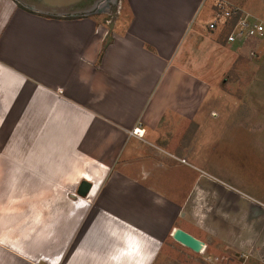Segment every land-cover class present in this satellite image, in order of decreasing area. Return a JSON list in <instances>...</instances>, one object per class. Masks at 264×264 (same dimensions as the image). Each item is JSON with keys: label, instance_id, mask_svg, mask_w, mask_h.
I'll return each mask as SVG.
<instances>
[{"label": "crops", "instance_id": "crops-1", "mask_svg": "<svg viewBox=\"0 0 264 264\" xmlns=\"http://www.w3.org/2000/svg\"><path fill=\"white\" fill-rule=\"evenodd\" d=\"M205 2L124 0L105 26L0 0V264H154L175 229L264 254V203L219 181L175 202L161 179L186 159L188 128H209L198 54L214 45L211 10L191 30ZM203 195L215 205L180 228Z\"/></svg>", "mask_w": 264, "mask_h": 264}, {"label": "rangeland", "instance_id": "rangeland-1", "mask_svg": "<svg viewBox=\"0 0 264 264\" xmlns=\"http://www.w3.org/2000/svg\"><path fill=\"white\" fill-rule=\"evenodd\" d=\"M121 2L124 8V0H101L100 7L96 11L90 9L91 15L86 16L110 26L119 15ZM217 2L229 3L230 8L237 9L240 18L264 25V0H206L191 30L200 22H207L209 10L213 17ZM230 22L226 21L224 28L211 30L209 36L215 47L206 49L210 52L204 50L198 54L202 61L200 73L209 79L214 93L204 103L198 123L209 128L198 129L193 124L175 146L176 154L180 149L190 148L186 159L181 158L187 163L172 162L175 164L172 170L161 177L169 184L175 202L181 203L185 199V192L194 182L219 181L264 203V38L244 44L237 40L228 43L226 38L232 29ZM164 134L169 140L172 131L168 128ZM194 135L196 138L192 139ZM215 202V197L203 195L197 203L185 208L187 219L180 218L189 229L181 221L178 226L194 233L193 227L198 226L191 219L193 211L188 210L215 205ZM198 231V236L207 242L204 253L193 252L168 239L156 255L154 264H264L262 252L236 256L214 235H203Z\"/></svg>", "mask_w": 264, "mask_h": 264}, {"label": "built area", "instance_id": "built-area-1", "mask_svg": "<svg viewBox=\"0 0 264 264\" xmlns=\"http://www.w3.org/2000/svg\"><path fill=\"white\" fill-rule=\"evenodd\" d=\"M217 10H214L213 17L211 21L207 24V28L209 30L215 31L219 27L224 28L225 22L234 18V16L238 15L237 9H232L229 7V3H218L217 2ZM231 31L228 34L226 40L228 43L234 42L235 40L240 41V43H249V41L255 39L264 38V25L263 23H259L257 21H251L249 19L240 18L232 25ZM131 135L141 139L144 135L143 130H139L135 128L131 131ZM181 163H185V160H180Z\"/></svg>", "mask_w": 264, "mask_h": 264}, {"label": "water", "instance_id": "water-1", "mask_svg": "<svg viewBox=\"0 0 264 264\" xmlns=\"http://www.w3.org/2000/svg\"><path fill=\"white\" fill-rule=\"evenodd\" d=\"M61 1L62 0H44V3H41V4H44V7H42V6L41 7L43 9H47V10L42 11V9H39L41 7L37 8L36 10H40L41 12L53 13L50 10V8L52 6L57 7V6L61 5L62 4ZM89 188H90V184L88 182L83 181L79 186L78 195L85 196V194L87 193ZM171 236L175 242H177L180 245L190 249L193 252L199 253L202 250L203 243L201 241H199L198 239H196L195 237L191 236L190 234L184 232L181 229H175L172 232Z\"/></svg>", "mask_w": 264, "mask_h": 264}, {"label": "flooded vegetation", "instance_id": "flooded-vegetation-1", "mask_svg": "<svg viewBox=\"0 0 264 264\" xmlns=\"http://www.w3.org/2000/svg\"><path fill=\"white\" fill-rule=\"evenodd\" d=\"M40 1L41 0H21V1L17 0V2L20 3L21 5L28 6L30 8L33 7V9H37L41 7V5H39ZM99 1L101 0H79L77 3L71 4L69 6L59 5L60 9H58V7H53V6L49 8L53 13L64 15L65 17H71L73 15L75 16L85 15L86 16L87 14L91 15L90 9H93V10L95 9L96 11V9L100 7V5L98 4ZM39 9H42V11L47 10V9H43L42 7Z\"/></svg>", "mask_w": 264, "mask_h": 264}, {"label": "bare ground", "instance_id": "bare-ground-1", "mask_svg": "<svg viewBox=\"0 0 264 264\" xmlns=\"http://www.w3.org/2000/svg\"><path fill=\"white\" fill-rule=\"evenodd\" d=\"M79 0H62L61 1V5L60 6H69V5H71V4H75V3H77ZM40 3H44V0H41V2ZM39 3V5H41L42 7H44V4H40ZM58 7V9H60V7L59 6H57ZM204 249H205V246H204V244H203V246H202V250L199 252V253H202L203 251H204Z\"/></svg>", "mask_w": 264, "mask_h": 264}, {"label": "trees", "instance_id": "trees-1", "mask_svg": "<svg viewBox=\"0 0 264 264\" xmlns=\"http://www.w3.org/2000/svg\"><path fill=\"white\" fill-rule=\"evenodd\" d=\"M238 16H239V14L236 15V16H234V18H233L232 21L230 22V23H231V27H232V25L236 22V20L238 19ZM108 43H109V40L103 45L102 53H103V51H104V49H105V47H106V45H107Z\"/></svg>", "mask_w": 264, "mask_h": 264}]
</instances>
